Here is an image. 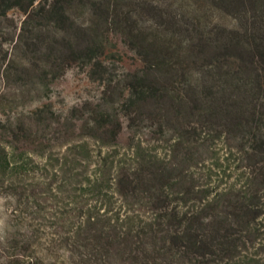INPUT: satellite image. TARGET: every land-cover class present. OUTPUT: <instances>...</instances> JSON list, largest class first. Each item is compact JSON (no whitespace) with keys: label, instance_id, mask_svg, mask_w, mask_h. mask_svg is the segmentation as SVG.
<instances>
[{"label":"trees","instance_id":"16d2710c","mask_svg":"<svg viewBox=\"0 0 264 264\" xmlns=\"http://www.w3.org/2000/svg\"><path fill=\"white\" fill-rule=\"evenodd\" d=\"M14 8L15 47L41 52L55 76L88 66L146 139L120 147L124 121L105 111L84 139L39 154L48 197H17L35 223L0 231V264H51L27 252L42 224L72 264H264V0H0V17ZM113 35L143 63L119 81L123 99L104 78ZM22 154L0 150V169L24 173ZM69 172L74 193L51 187Z\"/></svg>","mask_w":264,"mask_h":264},{"label":"rangeland","instance_id":"374dc122","mask_svg":"<svg viewBox=\"0 0 264 264\" xmlns=\"http://www.w3.org/2000/svg\"><path fill=\"white\" fill-rule=\"evenodd\" d=\"M152 1L161 3L173 0H150ZM215 15L221 23L232 24L231 15L217 12ZM23 17L24 14L16 8L0 17V150L18 155L28 152L30 155V159L22 166L24 173L14 174L0 169V231L18 225L33 226L35 221L32 222L25 216V209L18 204L17 197H27L33 188L38 197H48L45 184L40 181L49 180L50 177L43 178L41 167L45 161L39 154L62 153L69 143L84 139L90 131L89 125L93 123V117L107 111L122 118L124 125L119 137L120 147L126 145L131 133L142 135L146 139V124L129 129L121 100L114 103L112 98L103 96L105 82L92 79L88 66L74 63L68 65L62 74L55 76L54 67L47 64L48 60H45L41 52L24 49L25 46L21 45L15 47ZM51 29L52 26L45 25L41 31L42 36L49 30L52 31ZM108 46V54L104 57L108 72L104 74V78L105 81L111 80L118 84L112 97L123 99L119 97V81H123L127 73L140 69L143 63L119 35H113ZM88 141L89 148L96 151L97 142L91 139ZM35 164H38L37 168ZM51 172L48 171V174ZM66 176V180L59 178L57 184H51V187L60 185L65 195L68 192L74 193L73 187L78 180L72 172L66 173ZM23 178L26 180L22 181ZM30 181L36 184L28 185L27 182ZM55 192L52 188L50 193ZM52 201L47 198L40 203L47 210L48 205L55 207ZM40 227L42 234L46 235L45 239L27 252L40 255L51 264H72L67 252L50 241L51 227L44 224Z\"/></svg>","mask_w":264,"mask_h":264}]
</instances>
